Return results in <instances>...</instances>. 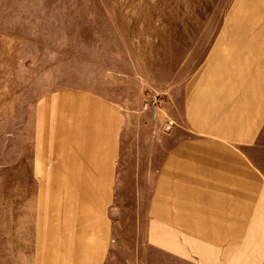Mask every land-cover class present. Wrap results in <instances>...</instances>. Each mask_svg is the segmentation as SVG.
Listing matches in <instances>:
<instances>
[{
	"label": "crops",
	"instance_id": "1",
	"mask_svg": "<svg viewBox=\"0 0 264 264\" xmlns=\"http://www.w3.org/2000/svg\"><path fill=\"white\" fill-rule=\"evenodd\" d=\"M261 1L239 0L223 23L219 46L238 48L232 63L243 55L241 70L232 65L210 74L209 64L206 74H191L171 94L176 112L169 103L152 118L138 111L140 129L174 120L170 138H138V181L145 167L153 175L149 242L185 257L177 242L189 236L195 264H264V71L256 51L264 47ZM241 48L256 53L247 60ZM133 121V107L91 90L63 89L35 102L29 157L35 184L20 220L29 227L19 233L31 236L30 264L106 263L117 240L119 161ZM151 143L157 147L147 155Z\"/></svg>",
	"mask_w": 264,
	"mask_h": 264
},
{
	"label": "rangeland",
	"instance_id": "2",
	"mask_svg": "<svg viewBox=\"0 0 264 264\" xmlns=\"http://www.w3.org/2000/svg\"><path fill=\"white\" fill-rule=\"evenodd\" d=\"M238 2L0 0V264L31 263V236L19 234L29 227L20 220L28 209L29 186L35 184L29 176L30 114L37 100L63 89L95 91L134 108V125L125 130L130 144L123 145L119 161L117 240L105 264H195L189 256V236H179L177 242L185 246V257L149 242L146 221L153 175L143 167L138 181V138H170L174 120L160 129L153 124L140 129L138 111H149L152 118L169 103L176 112L171 94L179 92L191 74H206L209 64L210 74L226 73L232 65L241 70L243 55L232 63L238 48L219 46L223 23ZM260 22L262 26L264 15ZM241 49L247 60L257 51L264 71V47ZM251 65L246 61L247 70ZM155 96L157 107L151 105ZM145 147L148 155L157 145ZM167 237V246L173 247V236ZM203 244L198 242V254L205 251Z\"/></svg>",
	"mask_w": 264,
	"mask_h": 264
},
{
	"label": "built area",
	"instance_id": "3",
	"mask_svg": "<svg viewBox=\"0 0 264 264\" xmlns=\"http://www.w3.org/2000/svg\"><path fill=\"white\" fill-rule=\"evenodd\" d=\"M159 99L157 96H155L152 100H151V105H154V106H158L159 105ZM147 104H149V102H147ZM172 121V120H171Z\"/></svg>",
	"mask_w": 264,
	"mask_h": 264
}]
</instances>
